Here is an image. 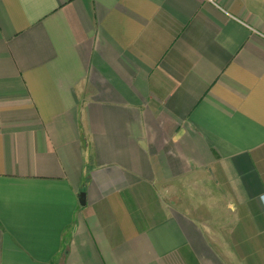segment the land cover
<instances>
[{"label": "crops", "instance_id": "1", "mask_svg": "<svg viewBox=\"0 0 264 264\" xmlns=\"http://www.w3.org/2000/svg\"><path fill=\"white\" fill-rule=\"evenodd\" d=\"M0 264H264V0H0Z\"/></svg>", "mask_w": 264, "mask_h": 264}, {"label": "water", "instance_id": "2", "mask_svg": "<svg viewBox=\"0 0 264 264\" xmlns=\"http://www.w3.org/2000/svg\"><path fill=\"white\" fill-rule=\"evenodd\" d=\"M80 204L86 205V193L85 192L81 193L80 195Z\"/></svg>", "mask_w": 264, "mask_h": 264}]
</instances>
